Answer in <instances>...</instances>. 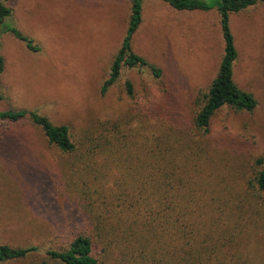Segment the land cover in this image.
<instances>
[{
	"label": "rangeland",
	"instance_id": "1",
	"mask_svg": "<svg viewBox=\"0 0 264 264\" xmlns=\"http://www.w3.org/2000/svg\"><path fill=\"white\" fill-rule=\"evenodd\" d=\"M7 4L12 15L6 24L40 49L29 51L0 26L5 59L0 112L28 109L68 125L75 150L64 153L49 143L29 117L0 118V245L67 246L88 230L98 194L112 202L116 193L133 191L134 171L159 160L167 145L174 152L169 157L184 162L187 183L206 209L218 210L226 250L237 253L233 264H264V191L255 185L260 170L255 161L264 155V4L230 17L238 51L234 79L257 106L221 108L207 133L195 127L194 117L197 95L211 85L224 54L216 8L183 12L161 0H143L133 47L161 75L124 66L102 93L132 0ZM43 252L0 264H37Z\"/></svg>",
	"mask_w": 264,
	"mask_h": 264
},
{
	"label": "trees",
	"instance_id": "2",
	"mask_svg": "<svg viewBox=\"0 0 264 264\" xmlns=\"http://www.w3.org/2000/svg\"><path fill=\"white\" fill-rule=\"evenodd\" d=\"M8 1L0 0V26L25 42L29 49L38 51L40 47L33 39L16 26L6 24L5 20L12 15ZM161 1L178 11L216 8L220 14L224 54L217 76L207 90L197 95L195 127L207 133L212 117L226 106L241 111L254 110L256 98L240 88L234 79L238 51L230 17L233 13L264 4V0ZM142 6L143 0H132L128 28L102 93L117 81L124 66L132 69L148 67L155 76L161 75L159 67L133 50L132 37L142 22ZM1 48L0 41V87L5 70ZM127 84L131 92L130 82ZM28 117L42 129L49 143L64 153L75 150L68 125L54 124L48 117L28 109L0 112V118L10 122ZM173 153L172 147L161 146L159 160L149 161L143 165V170L134 171L137 177L132 175L130 180L133 191L127 190L126 195H121L120 191L112 202H106L102 194H98L95 206L90 207L88 230L79 231L67 246L42 250L35 245L2 244L0 262L19 260L44 251V259L37 264H233L237 253L226 250L224 225L218 210L206 209L205 200L197 195L194 186L188 184L185 175L189 174L183 167L184 162L169 157ZM153 165L157 166V172L152 171ZM255 165L260 168L255 176L256 188L264 191V155L256 159ZM119 185L121 190L124 184Z\"/></svg>",
	"mask_w": 264,
	"mask_h": 264
},
{
	"label": "crops",
	"instance_id": "3",
	"mask_svg": "<svg viewBox=\"0 0 264 264\" xmlns=\"http://www.w3.org/2000/svg\"><path fill=\"white\" fill-rule=\"evenodd\" d=\"M142 11H143V6H142ZM195 11H197V12H200L201 10H195ZM210 11V10H209ZM183 12H186V11H183ZM187 12H189V11H187ZM204 12V11H203ZM205 12H207V11H205ZM138 30V29H137ZM135 34V33H134ZM134 36V35H133ZM16 37V36H15ZM17 38V37H16ZM133 38L134 37H132V46H133ZM18 39V38H17ZM18 40H20V39H18ZM22 41V40H21ZM123 41V40H122ZM121 47V46H120ZM27 49H28V47H27ZM29 50V49H28ZM133 50H134V47H133ZM30 51V50H29ZM135 51V50H134ZM28 52V51H27ZM28 53H30V52H28ZM138 54V53H137ZM217 76V75H216Z\"/></svg>",
	"mask_w": 264,
	"mask_h": 264
}]
</instances>
